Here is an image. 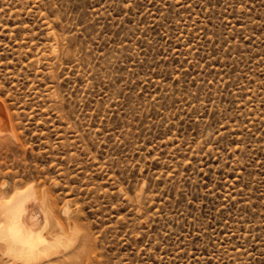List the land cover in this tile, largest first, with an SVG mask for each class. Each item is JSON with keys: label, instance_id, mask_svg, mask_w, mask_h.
Masks as SVG:
<instances>
[{"label": "rangeland", "instance_id": "rangeland-1", "mask_svg": "<svg viewBox=\"0 0 264 264\" xmlns=\"http://www.w3.org/2000/svg\"><path fill=\"white\" fill-rule=\"evenodd\" d=\"M0 105L55 264H264V0H0Z\"/></svg>", "mask_w": 264, "mask_h": 264}, {"label": "bare ground", "instance_id": "bare-ground-1", "mask_svg": "<svg viewBox=\"0 0 264 264\" xmlns=\"http://www.w3.org/2000/svg\"><path fill=\"white\" fill-rule=\"evenodd\" d=\"M2 109H3L2 105H0V114H2L1 113ZM3 116L4 115H2V117ZM31 194L33 195L34 193H33L32 186L30 185L25 188L14 190L11 194H9V196L6 199L4 198L3 201H0V230L9 232L16 239V241H18L19 247L24 251H30L32 249H41L44 251H49V250H52L51 246H53L54 242L63 243L61 242L62 241L61 239H65V238L67 241L68 240L70 241V239L68 238H71V237H68V238L67 236L63 237L65 235V231L62 229L63 225L61 226V224L58 223L56 220L54 224L50 223L51 225H49L50 218L53 217L50 209L46 207L47 209H46V212L44 213L45 216L43 218V221L42 220L40 221L32 213V211L30 210L28 206L29 204L27 202ZM70 227L71 229H74V225L72 223H70ZM76 230L77 229L75 226V231ZM75 234H77V232ZM60 243L58 244L60 245ZM68 243L70 246V242ZM0 251H1L2 257L4 258V262L6 264H26V262L23 260L17 261L15 256L5 258L4 254L7 251V249L3 245H0ZM54 251L58 252V250L56 249H54ZM69 256H70V253H69ZM2 257H0L1 260H2ZM41 262L42 261L37 260L36 264H41Z\"/></svg>", "mask_w": 264, "mask_h": 264}, {"label": "snow or ice", "instance_id": "snow-or-ice-1", "mask_svg": "<svg viewBox=\"0 0 264 264\" xmlns=\"http://www.w3.org/2000/svg\"><path fill=\"white\" fill-rule=\"evenodd\" d=\"M0 245L7 249L4 254L5 258L15 256L17 261L23 260L26 264H36L37 260L42 261V264H55L57 260H64V253L54 250L32 249L24 251L19 247L18 241L9 232L3 230H0ZM51 248L54 249L55 245L51 246ZM261 256L264 257V253H261ZM209 264H211V261H209Z\"/></svg>", "mask_w": 264, "mask_h": 264}]
</instances>
